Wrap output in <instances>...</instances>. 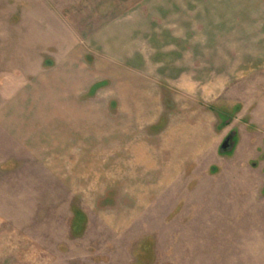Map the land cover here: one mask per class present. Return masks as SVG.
<instances>
[{
    "label": "rangeland",
    "instance_id": "obj_1",
    "mask_svg": "<svg viewBox=\"0 0 264 264\" xmlns=\"http://www.w3.org/2000/svg\"><path fill=\"white\" fill-rule=\"evenodd\" d=\"M182 1L246 75L210 104L215 141L173 161L144 117L166 86L125 63L162 49L148 39L133 55L117 47L129 33L105 34L161 0H0V264H264V0ZM117 89H134L132 124L111 107ZM95 110L102 143L80 144Z\"/></svg>",
    "mask_w": 264,
    "mask_h": 264
},
{
    "label": "crops",
    "instance_id": "obj_2",
    "mask_svg": "<svg viewBox=\"0 0 264 264\" xmlns=\"http://www.w3.org/2000/svg\"><path fill=\"white\" fill-rule=\"evenodd\" d=\"M191 6L194 7V4ZM188 9L189 3H185L182 0H161L159 3L149 4V7L145 6L142 11L139 10V13L134 16L136 18L127 20L125 25H109L105 32L107 35L114 34V32H117V34L129 33L126 41L122 37H116L119 39L117 47L122 48L125 43L127 47L130 46L133 55L136 47L135 43L137 42V45L144 46L141 41H147L148 39L150 41L155 40L158 45H154V47L162 49L160 56H155L154 58H144V55L142 58L129 56L126 58L125 63L132 66L142 63V67L137 68L136 66L135 69L146 72L153 79L160 81L161 85L166 86L168 92L158 90L161 99L163 100L164 98L163 101L166 103L158 110L160 113L156 120L151 123L149 121L150 115L144 117L148 123L146 128L148 132L158 136L161 135L155 142L164 145V147H160L163 157L171 156L170 159L173 161L183 159L187 154L186 150L192 154L193 145H195L196 151L198 149L197 146H204L209 142L215 141L216 126L213 118H216V113L210 104L212 102V104H215V100H218L225 93L227 88L232 85V82L238 81L246 75L238 67L240 65L239 58H231V49L235 50V46L222 45L224 38L217 35L215 28L211 25L212 22L199 21L200 18L196 15L197 13L193 16L184 15L183 12H188ZM219 23H223L222 26H224V22L220 21ZM123 25L127 28L126 31V28H121L124 27ZM160 28L164 29L161 31L162 33H159ZM120 29L123 31H120ZM130 34L131 36H129ZM220 38H222V41ZM159 41H161V44H159ZM221 46L226 47L224 48L225 52L222 51L221 54L217 53L216 55L215 48ZM116 93L117 100L112 99L111 102L114 101L115 105L111 107L123 114L119 116L117 112L116 118L118 120L121 118V122L119 121L121 125L122 123L129 125L130 122L132 124L133 119L136 117V106L132 104L134 89L130 92L129 89H117ZM146 95L149 94L146 93ZM184 96H188L191 99L184 98ZM193 97L198 101L193 100ZM124 98H127V103H124ZM177 104L182 105L181 112L178 113V110H176L167 115L165 114L164 111L170 110L168 106ZM79 107L83 106L79 105ZM140 107L143 108V112L149 114L153 109L147 108V105ZM95 109H98V106ZM98 112L100 110L94 111L93 120L87 116L85 119L83 116V119L78 118V122L74 121L73 117L69 118V121L64 119L63 124L68 129V137L71 135V122L73 121L74 124L76 122L80 124V126L78 125L80 129L78 131L79 140H81L80 144L86 145L88 143L87 138H85L86 141L82 139V133L88 136L89 140L92 138L96 139L93 143L89 142L90 144L102 143V128L99 125L97 126L99 123L97 120ZM71 119L72 121H70ZM67 122L69 123L67 124ZM91 122H93L92 130H87L92 126V124L90 125ZM133 128L131 127V129ZM114 131L110 135L111 142L115 138L116 143L119 142L118 138L128 140V134L133 135L128 127L125 131ZM126 133L127 136L125 135ZM85 150L84 146V148L80 149L82 151L80 153L84 154ZM136 150H139L138 159L143 158L145 161L143 156L144 146L141 144ZM129 151L130 148H127L126 153L129 154ZM118 152L119 149L116 151L117 158H119ZM168 152L169 154L167 155Z\"/></svg>",
    "mask_w": 264,
    "mask_h": 264
},
{
    "label": "water",
    "instance_id": "obj_3",
    "mask_svg": "<svg viewBox=\"0 0 264 264\" xmlns=\"http://www.w3.org/2000/svg\"><path fill=\"white\" fill-rule=\"evenodd\" d=\"M232 147H233V146L229 144V140L226 139V140L221 144V148H220V150H221L222 152H224L225 150L230 149V148H232Z\"/></svg>",
    "mask_w": 264,
    "mask_h": 264
},
{
    "label": "flooded vegetation",
    "instance_id": "obj_4",
    "mask_svg": "<svg viewBox=\"0 0 264 264\" xmlns=\"http://www.w3.org/2000/svg\"><path fill=\"white\" fill-rule=\"evenodd\" d=\"M226 139H228V140H229V144L232 145V142H233V141H232V135H228V136H226V138L224 139V141H225ZM224 141H223V142H224Z\"/></svg>",
    "mask_w": 264,
    "mask_h": 264
}]
</instances>
